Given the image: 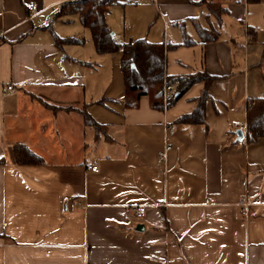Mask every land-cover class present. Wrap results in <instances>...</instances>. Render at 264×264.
<instances>
[{"label": "crops", "instance_id": "1", "mask_svg": "<svg viewBox=\"0 0 264 264\" xmlns=\"http://www.w3.org/2000/svg\"><path fill=\"white\" fill-rule=\"evenodd\" d=\"M65 1L0 0V264H264V135L246 130L247 104L264 97V0H119L106 11L118 42L163 43L166 75L218 76L193 124L177 119L203 80L162 109L145 94L127 107L124 90H90L96 67L48 25ZM18 143L41 161L17 162Z\"/></svg>", "mask_w": 264, "mask_h": 264}, {"label": "trees", "instance_id": "2", "mask_svg": "<svg viewBox=\"0 0 264 264\" xmlns=\"http://www.w3.org/2000/svg\"><path fill=\"white\" fill-rule=\"evenodd\" d=\"M118 2L119 0H67L54 18L63 14H77L81 24L89 29L96 52H121L119 66L124 78V103L127 107L137 105L142 94L149 97L150 104L154 108L162 109L171 106L192 83L203 80L205 85L200 95L194 98L193 110L180 115L177 120L190 124L204 123L208 97L207 88L218 76L206 71L166 75L164 73L165 47L163 43L152 42L143 37L130 39L123 43L118 42L111 34L105 19V13L109 6ZM214 3L216 2L209 3V6L212 11L216 12L217 6H214ZM47 27L49 26L47 25ZM199 34L203 40L216 37L213 30L202 27H199ZM54 41L57 46L61 47L64 43H82L83 38L60 37L54 33ZM172 83H176L177 94L172 93L164 98V87ZM104 100L102 98V103ZM81 112L85 123H98L86 110L82 109ZM246 121L249 140L264 135V97L250 99L246 107ZM13 155L17 162L41 161L37 154L21 143L13 146Z\"/></svg>", "mask_w": 264, "mask_h": 264}, {"label": "rangeland", "instance_id": "3", "mask_svg": "<svg viewBox=\"0 0 264 264\" xmlns=\"http://www.w3.org/2000/svg\"><path fill=\"white\" fill-rule=\"evenodd\" d=\"M214 6L219 7L217 3H214ZM118 23L119 16L116 14L114 23L111 24L112 30H119L120 25ZM48 25L50 26V30H52L55 34H58V32H60L61 34H58L60 37L75 36L83 38L82 43H64L63 45L67 48V51H72V48H75L74 51L80 50L83 59H86L89 64H92L96 67V69L88 68L89 70L87 78L92 83L90 90L94 89L93 86H100L103 89L109 87L106 95L107 98L110 99H114L115 97H117V95H120L123 92L124 78L119 66L120 54L118 52L114 54L97 53L90 37L88 36V30L82 26L77 15L63 14L58 18H53L51 22L48 23ZM98 91L102 92L101 89ZM103 97L106 96H98L96 98H93L95 100H93L92 102H96L98 104L95 105L100 106L99 103ZM107 98L105 100H108Z\"/></svg>", "mask_w": 264, "mask_h": 264}, {"label": "built area", "instance_id": "4", "mask_svg": "<svg viewBox=\"0 0 264 264\" xmlns=\"http://www.w3.org/2000/svg\"><path fill=\"white\" fill-rule=\"evenodd\" d=\"M27 6H28V9L30 12L37 11V5L34 2H29ZM1 35H2V32H0V40H1ZM7 88L12 89L13 88L12 84H7ZM166 95H167V87L165 86L164 87V98L166 97ZM174 129H175L174 124H172L170 122L164 123V130H165L164 151L172 148V143L170 142L168 136L173 133ZM163 157H164V155L162 156V158ZM90 168L93 171L98 170V166L96 164H91ZM133 210L135 211V215L137 217H142L144 215L142 204H139V203L133 204Z\"/></svg>", "mask_w": 264, "mask_h": 264}, {"label": "water", "instance_id": "5", "mask_svg": "<svg viewBox=\"0 0 264 264\" xmlns=\"http://www.w3.org/2000/svg\"><path fill=\"white\" fill-rule=\"evenodd\" d=\"M236 133H237V138L238 139H242L243 138V130L242 129H237L236 130Z\"/></svg>", "mask_w": 264, "mask_h": 264}]
</instances>
